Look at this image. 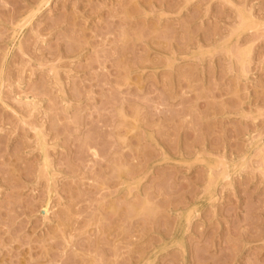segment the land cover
<instances>
[{"label":"rangeland","instance_id":"1","mask_svg":"<svg viewBox=\"0 0 264 264\" xmlns=\"http://www.w3.org/2000/svg\"><path fill=\"white\" fill-rule=\"evenodd\" d=\"M0 264H264V0H0Z\"/></svg>","mask_w":264,"mask_h":264}]
</instances>
